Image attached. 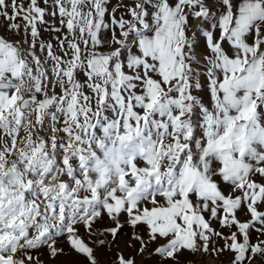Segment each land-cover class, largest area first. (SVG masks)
<instances>
[{"label": "snow or ice", "instance_id": "obj_1", "mask_svg": "<svg viewBox=\"0 0 264 264\" xmlns=\"http://www.w3.org/2000/svg\"><path fill=\"white\" fill-rule=\"evenodd\" d=\"M0 264H264V0H0Z\"/></svg>", "mask_w": 264, "mask_h": 264}]
</instances>
